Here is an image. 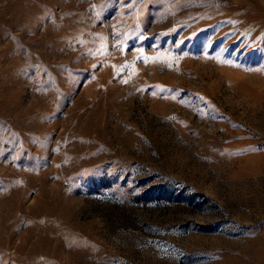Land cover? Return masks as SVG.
<instances>
[{
  "label": "rangeland",
  "instance_id": "1",
  "mask_svg": "<svg viewBox=\"0 0 264 264\" xmlns=\"http://www.w3.org/2000/svg\"><path fill=\"white\" fill-rule=\"evenodd\" d=\"M0 264H264V0H0Z\"/></svg>",
  "mask_w": 264,
  "mask_h": 264
}]
</instances>
